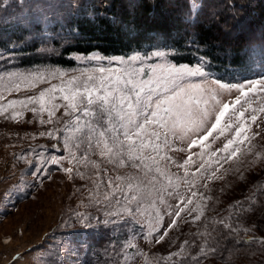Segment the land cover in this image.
I'll list each match as a JSON object with an SVG mask.
<instances>
[{
  "label": "rangeland",
  "instance_id": "rangeland-1",
  "mask_svg": "<svg viewBox=\"0 0 264 264\" xmlns=\"http://www.w3.org/2000/svg\"><path fill=\"white\" fill-rule=\"evenodd\" d=\"M30 1L35 3V0ZM80 1L72 0L70 4H79ZM61 2L62 0H47L44 7H41L40 11L48 15L49 25L54 24L58 18V21L65 23L71 12L76 14L78 5L62 10L59 8ZM199 2L200 0H190L191 14L196 12ZM193 4L196 5L195 9L192 8ZM38 5L36 2V6ZM22 9L23 6L17 9L15 0L10 1L9 6L0 5V23L15 20ZM153 51L134 52L127 56H103L97 52L87 55L72 54L70 57L77 64L74 68L47 66L14 69L4 74L1 73L0 104H6L7 100L25 99L31 95H38L41 90L50 87L51 84L60 83L59 80L53 79L47 83H37L35 87L21 85L20 92H9L6 90L9 84L8 74L12 72L39 71L46 74L55 69L65 72L68 76L79 75L78 70L84 68L91 69L97 65L118 66L119 58L127 60L128 57L137 53L142 57L147 56L148 59L136 61L133 66L139 67L143 64L146 70L150 66L164 63L177 67L187 65L173 63L168 59L167 52L163 50L164 57L151 56L150 53ZM89 56L104 59L90 60ZM111 58H117V60ZM260 75L250 79H258ZM208 78L211 80L215 77L209 74ZM190 79L198 80L199 78ZM238 94L235 90L231 93L224 92L222 98L225 102H231ZM250 105L257 108L264 107V100L253 98ZM250 105H244L240 111L248 109ZM14 108L21 113L15 119L12 118V109H9L8 118L0 114V264H81L76 253V244L69 239L72 237V231H77L82 226L80 221L85 216H113L110 213L120 216L125 201L119 193L116 194V199L112 198L113 189L108 187V178H114L117 175L134 176L137 170L130 165L121 167L118 162H110L108 158L100 156L98 149H89L87 144L77 147L80 142L73 135L74 120L71 116L64 115L62 108L57 111L53 123L43 125L40 124V119L47 120V113L36 115L22 109L19 105ZM254 114L257 115L256 123H252L249 116L245 117L248 123L246 135L251 139L237 145L240 149L237 156L215 164L211 168V173H215V176L206 173L208 178L203 180L199 176L190 177L194 185L191 190L183 184L184 169H177L166 163L161 165L168 169L173 185L179 186L180 193L179 199H170L167 200L166 205H157L162 214L171 212L180 199L191 196L193 191L197 192V195L192 197L194 202L189 206V211L182 213L178 226L169 230L165 241L160 244L148 237V233L153 228H160L161 222L156 218L154 211L147 207V204L142 208L143 216L140 214L135 217L124 215L133 220L130 227L133 236H130L131 239L127 245L128 257L125 263L144 264L143 259H145L148 264L155 256L171 253L185 254L189 251L186 242L192 236H200L199 230L194 232L200 223L209 217L218 216L230 201L244 195L250 183L249 180L253 176L252 173L264 175V113ZM82 119L95 118L82 116ZM228 122L232 123V121ZM49 131L53 132L52 137L48 136ZM41 132L44 136L40 135ZM234 135V131L229 134L226 129L223 137L210 139L208 144L211 151L222 149L227 140L232 139ZM176 147H183L185 151L166 154L171 155L177 163H182L188 155L192 154L186 144H177ZM195 151L199 153L201 149L197 148ZM53 158H62L61 164H52ZM207 160V156L204 160L197 156L195 163L189 165L188 172L195 173L200 163H207ZM68 167L74 169L71 176L62 170ZM105 195L109 196L108 201L104 200ZM98 200L100 203H96ZM117 200L120 201L119 204ZM196 215H200V220L193 219ZM172 218L174 217L164 215L165 228L171 223ZM242 224L245 227L240 233L244 240H249L254 236L261 237V241H264L263 230L260 232L252 224L244 222ZM234 228L236 229L235 226ZM160 235H163V232ZM214 240L218 241L219 238ZM261 241L253 246L252 244L245 246V251L240 253L239 259L231 258L227 263L224 260L215 261L214 257H210L208 262L209 264H245L244 258H251L254 262L264 260V243ZM129 245H134V247Z\"/></svg>",
  "mask_w": 264,
  "mask_h": 264
},
{
  "label": "trees",
  "instance_id": "trees-1",
  "mask_svg": "<svg viewBox=\"0 0 264 264\" xmlns=\"http://www.w3.org/2000/svg\"><path fill=\"white\" fill-rule=\"evenodd\" d=\"M4 1L0 5L9 6L12 0ZM46 1L15 0L17 9L23 6L18 18L0 23V52L4 53L0 74L33 67L74 68L72 54L127 56L153 50L166 51L175 64L197 65L203 57L205 71L225 82L264 72V0H200L194 14L190 0H81L79 4L62 0L60 9L78 5L77 12H71L65 23L58 18L50 25L44 22L48 15L40 11ZM25 20L30 22L28 27L21 24ZM9 55L16 58L9 61ZM252 174L244 195L200 223L194 231L199 230L200 236L186 242L188 252L170 259L172 253L155 256L148 264H209L210 257L228 263L239 259L245 246L261 241L254 236L244 240L240 233L245 227L242 222L264 231V175ZM85 217L90 226L82 224L69 238L76 244L81 264H128L132 218ZM106 219L113 222L105 226ZM244 261L264 264L251 258Z\"/></svg>",
  "mask_w": 264,
  "mask_h": 264
},
{
  "label": "snow or ice",
  "instance_id": "snow-or-ice-1",
  "mask_svg": "<svg viewBox=\"0 0 264 264\" xmlns=\"http://www.w3.org/2000/svg\"><path fill=\"white\" fill-rule=\"evenodd\" d=\"M192 8L195 9L196 5L193 4ZM44 22H47L46 18ZM29 23L21 21L25 27ZM10 48L15 50L14 45H10ZM150 55L164 57L165 53L156 50ZM3 57L4 53L0 52V59ZM15 58L12 55L7 57L9 61ZM88 59L104 58L89 56ZM146 59L147 56L142 57L137 53L127 60L119 58L118 66L97 65L91 69L78 70L79 75L71 76L55 69L46 74L39 71L9 73L6 88L9 92H20L21 85L35 87L37 83H47L53 79L60 83L51 84L38 95L7 100L6 104H0V114L8 118L9 109H12V118L15 119L21 115L14 108L19 105L36 115L47 113V120L40 119V124L43 125L53 123L57 111L62 108L64 115L71 116L74 120L73 135L80 142L77 147L87 144L89 149H98L100 156L108 158L110 162H118L121 167L130 165L137 170L134 176L109 177L108 187L113 189V199L119 193L125 201L121 208V218L124 215L143 216L142 208L145 204L154 211L161 226L159 229L153 228L148 237L160 244L165 241L168 231L178 226L182 213L189 211V206L194 202L192 197L197 195L193 191L191 196L180 199L171 212L162 214L157 205H166L167 200L179 199L180 193L179 186L173 185L168 169L161 165L166 163L177 169H184L183 184L191 190L194 185L190 177L207 179L206 173H211L215 164L236 157L240 151L237 145L251 139L246 135L248 123L245 117L249 116L251 122L256 123L257 115L254 113H264V107L250 105L253 98L264 100V73L258 79L245 81L221 82L219 78L210 80L205 71L207 61L203 57L192 67L164 63L150 66L146 70L143 64L133 66L136 61ZM192 77L199 79L192 80ZM233 90L239 94L231 102H225L222 94ZM246 104L250 105L249 108L240 111ZM82 116L95 119L83 120ZM226 129L229 134L234 131L233 138L228 139L222 149L211 151L209 140L223 137ZM40 135L44 136V133L41 132ZM48 136L52 137L53 132L49 131ZM177 144H186L192 153L182 163H177L171 155L166 154L183 153L185 149L176 147ZM65 146L67 147V142ZM197 148L201 149L199 153L195 151ZM197 156L201 160L207 156V163H200L196 172L190 173L187 169L191 163H195ZM61 162L62 158H53L51 161L54 165H60ZM62 170L70 176L74 171L73 167ZM211 175L215 176V173ZM104 200L108 201L109 196L105 195ZM119 203L117 200V204ZM164 215L174 217L167 228L164 227ZM200 218V215L193 217L197 221ZM80 222L85 227L90 226L87 217ZM112 222L106 219L103 224L107 226ZM161 232L163 235H160ZM176 255L172 253L169 259Z\"/></svg>",
  "mask_w": 264,
  "mask_h": 264
}]
</instances>
